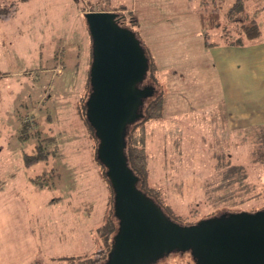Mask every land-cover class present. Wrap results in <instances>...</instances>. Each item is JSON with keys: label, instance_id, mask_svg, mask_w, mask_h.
I'll return each mask as SVG.
<instances>
[{"label": "rangeland", "instance_id": "374dc122", "mask_svg": "<svg viewBox=\"0 0 264 264\" xmlns=\"http://www.w3.org/2000/svg\"><path fill=\"white\" fill-rule=\"evenodd\" d=\"M234 2L0 0V201L15 200L0 211V238L17 218L37 249L29 257L23 240L21 253L15 241L0 243V264H75L87 256L102 264L107 255L98 228L113 216L112 191L85 107L92 64L88 12L127 18L123 26L137 34L153 65L143 84L164 99L163 116L146 123L148 170L140 188L154 191L150 197L182 225L264 209V162L254 158L264 133V0L246 2L248 14H257L260 37L221 60L205 45L200 18V7H220L223 15ZM245 16L208 26L210 41L222 43L223 28L238 38ZM36 130L56 143L47 161L28 168L24 154L33 153ZM233 165H243L247 177L233 173L228 180L235 183L226 188L223 172ZM39 175L46 188L31 182ZM156 264L197 263L189 251Z\"/></svg>", "mask_w": 264, "mask_h": 264}, {"label": "water", "instance_id": "95a60500", "mask_svg": "<svg viewBox=\"0 0 264 264\" xmlns=\"http://www.w3.org/2000/svg\"><path fill=\"white\" fill-rule=\"evenodd\" d=\"M120 14L88 12L92 38L86 117L99 140L97 158L113 193L117 233L102 264H156L173 252H191L197 264H264V209L230 212L182 225L139 188L126 153L129 127L143 117L155 93L143 83L150 59Z\"/></svg>", "mask_w": 264, "mask_h": 264}, {"label": "trees", "instance_id": "16d2710c", "mask_svg": "<svg viewBox=\"0 0 264 264\" xmlns=\"http://www.w3.org/2000/svg\"><path fill=\"white\" fill-rule=\"evenodd\" d=\"M249 0H235V2L229 7V9L224 13L221 14V8L220 7H212L209 11L204 8L203 11L200 7V18L202 22V28L205 31L204 33V42L207 47L213 48L215 46H218L220 44H225L228 46H234V47H242L246 41H253L260 37L261 35V27L259 25L257 14H248L247 12V5L246 2ZM215 4V3H214ZM120 11H125V7L121 5L119 7ZM244 14L246 15L244 20L240 22L239 24V31L240 36L238 38H233L232 35H228V32L231 31L229 29L223 28L221 31V37L223 42H212L210 41V34H208V26L215 28L220 26V20L226 19L228 22H235L239 15ZM125 21H128L125 17ZM245 21V22H244ZM130 26L135 27L138 25V20L136 16L133 14L130 17L129 20ZM150 58V57H149ZM151 60H150V69L148 74L153 72ZM148 79V75L144 83H146ZM90 85V81H89ZM155 88V87H154ZM156 89V88H155ZM157 93V90H156ZM156 93L148 98V102L145 103L143 107V117L139 119L135 124L131 125L128 130V134L126 137L127 140V148L126 153L129 159V164L131 168L135 171V173L140 177V180L142 179V182H145L147 177V170H148V156H147V129H146V123L151 120L159 119L164 114V99L162 96L156 95ZM86 107V105H85ZM91 128V127H90ZM29 124L23 123V129L25 132H29ZM36 134V137L38 138V143L35 145L34 151L32 154H24V165L26 167H32L34 165H37L40 162L47 161L49 159L51 151L49 150L51 145L56 143V138L49 136V137H42L41 132L36 130L34 132ZM30 135V134H29ZM28 137V133L26 135H23L21 138L26 139ZM260 146L259 151L255 154V160L256 162H264V133H261L260 135ZM98 160V158H97ZM100 163V161L98 160ZM103 166V165H102ZM104 167V166H103ZM225 173V177L222 179L224 180L222 185L230 186L235 183L232 179L228 180L229 176H232L233 173H239L238 180H244L246 175V169L243 165H233L232 167L228 168L227 171L223 172ZM232 173V174H230ZM45 175V174H44ZM46 177H43L42 175L36 176L35 178H31V182H33L36 186L39 188H46L48 186V182H46ZM107 178V177H106ZM107 181L109 183V186L112 191V201H113V216L112 218H109L106 223H104L102 226L98 228V233L103 239V243L107 247V255L102 260V262H105L107 260L108 254L112 248V240L115 234L117 233L119 222L118 219L114 215V193L111 186V183L109 179L107 178ZM3 182H0V193L3 190ZM139 183V188L141 187ZM141 189V188H140ZM145 193H147L149 196H154V191L149 192L143 190ZM157 196V194H155ZM158 203L160 205V201L158 200ZM163 210H165V213L167 215L170 214L171 209H166L165 207L160 205ZM179 218V217H178ZM83 257L77 258L79 259L77 263L75 264H98L100 261L96 259H92L90 257H86L82 259ZM75 260V259H74ZM73 260V261H74Z\"/></svg>", "mask_w": 264, "mask_h": 264}, {"label": "crops", "instance_id": "0c3cea01", "mask_svg": "<svg viewBox=\"0 0 264 264\" xmlns=\"http://www.w3.org/2000/svg\"><path fill=\"white\" fill-rule=\"evenodd\" d=\"M228 47H232V46H228V45H225V44H220L218 46H215L211 49L214 50L215 52V55L217 57L218 60H221L223 56H230L232 55L233 52H237V50H239L238 47H232L233 50H230ZM15 202L14 199L12 198H7L5 201H0V211L2 210L3 208V205L4 204H11ZM0 227H2V225H0ZM2 229H0L1 231ZM4 233L8 234V237H5V235H3V239L4 240L3 242H1V238H0V243H6L7 241H15V243H17V249H18V244L21 242L20 240H23L25 241L27 244H28V247H29V251L30 253L32 252V255H30L29 257L33 256L35 250L36 249V243H35V239L33 238V235L32 233L28 231L27 229V225H26V228L25 226L21 225L20 224V221L15 218L13 220V223L11 224V226L9 227V229H4ZM12 243V242H10ZM13 244V243H12ZM34 248V249H33ZM13 249L14 248V245H13ZM31 249V250H30ZM3 249L0 248V258L2 257L1 256V253H2ZM19 253H21L20 249H18ZM36 253H37V249H36ZM11 256V255H10ZM13 262L14 263H19L17 261V254H15L13 257Z\"/></svg>", "mask_w": 264, "mask_h": 264}, {"label": "flooded vegetation", "instance_id": "af4514ba", "mask_svg": "<svg viewBox=\"0 0 264 264\" xmlns=\"http://www.w3.org/2000/svg\"><path fill=\"white\" fill-rule=\"evenodd\" d=\"M126 23L125 21V16L124 15H121L120 18H119V24L121 26H123L124 24ZM124 27V26H123Z\"/></svg>", "mask_w": 264, "mask_h": 264}]
</instances>
